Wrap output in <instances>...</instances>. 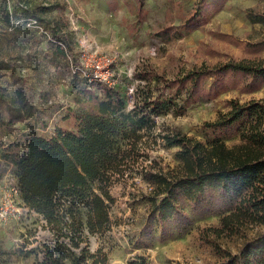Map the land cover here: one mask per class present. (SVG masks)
<instances>
[{
	"label": "rangeland",
	"instance_id": "rangeland-1",
	"mask_svg": "<svg viewBox=\"0 0 264 264\" xmlns=\"http://www.w3.org/2000/svg\"><path fill=\"white\" fill-rule=\"evenodd\" d=\"M195 2L146 0L142 11L137 0H0L1 85L9 98L24 88L32 96L37 113L11 127L0 123V174H5L2 186L10 187L15 178L12 165L1 159L8 144L32 128L44 136L52 135L58 127L76 129L75 120L66 116L68 107H76L73 82L83 86L85 71L91 77L101 76V83L120 89L129 110L136 101V89L146 84L140 75L173 80L192 69L212 68L229 61L264 65V48L254 51L250 46L264 42V24H253L247 17L250 9L264 12V0H227L206 23L187 31L180 28L181 16L191 11ZM38 6H52L39 16L50 24L34 17ZM60 22L68 46V55L64 56L58 55L60 45L52 31ZM169 26L176 28L170 39L158 35ZM96 61L101 68L95 67ZM214 80L208 78L206 86ZM232 100H264V87L249 92L242 80L226 78L224 87L210 98L187 105L182 102L180 111L173 109L156 117L157 144L149 151L148 161L138 163L135 171L127 172L111 187L112 225L107 232L90 236L92 251L101 248L107 252L109 264H131L139 258H144L146 264H219L220 259L202 239V233L218 226L220 217L193 215V222L185 227L152 223L144 199L151 188L142 170L149 169L150 164L165 169L178 164L179 148L165 146L158 134L181 132L203 143L220 139L229 146L238 144L241 139L237 125L208 126L231 109ZM0 111L7 120L8 106L2 104ZM9 209L12 212L8 217L0 219V264H33L34 255L21 256L17 250L24 244L30 250L52 242V234L43 218L26 207L20 197L13 198ZM263 230L243 229L241 235L224 237L218 243L235 254Z\"/></svg>",
	"mask_w": 264,
	"mask_h": 264
},
{
	"label": "trees",
	"instance_id": "trees-1",
	"mask_svg": "<svg viewBox=\"0 0 264 264\" xmlns=\"http://www.w3.org/2000/svg\"><path fill=\"white\" fill-rule=\"evenodd\" d=\"M145 1L137 0L142 11ZM226 2L196 0L193 9L181 16L180 28H198ZM51 9L38 6L34 17L50 24L39 16ZM247 17L253 24H264V12L250 9ZM60 26L61 22L52 31L59 41L58 55L64 56L68 46ZM172 27L158 35L170 39L176 32ZM250 46L259 51L264 42ZM2 68L0 63V107L7 105L10 115L6 120L0 111V123L11 127L37 113L24 88L12 98L5 94ZM83 77V86L73 82L76 107H68L66 116L75 120V130L58 127L44 136L32 128L8 144L2 154L1 159L14 168L23 203L43 218L53 237L52 242L30 250L27 244L17 250L21 256L34 255L33 264H109L108 253L101 248L92 251L89 239L111 228L113 184L149 160V151L157 144L156 117L173 109L180 111L182 102L187 105L210 98L224 87L226 78L242 80L249 92L259 90L264 87V65L229 61L192 69L173 80L140 75L146 84L136 89V101L129 110L120 89L92 80L90 74ZM210 77L215 80L207 87ZM230 105L228 112L208 126L237 125L238 144L229 146L220 139L203 143L181 132L158 134L165 146L179 148L178 164L168 169L150 164L142 170L151 188L144 199L149 219L159 225L170 222L185 227L193 222V215H218L219 225L206 229L202 239L213 247L219 264H264V230L235 254L218 243L224 237L241 235L243 229L264 228V100H232ZM4 175L0 174V182ZM131 264L146 262L139 258Z\"/></svg>",
	"mask_w": 264,
	"mask_h": 264
},
{
	"label": "built area",
	"instance_id": "built-area-1",
	"mask_svg": "<svg viewBox=\"0 0 264 264\" xmlns=\"http://www.w3.org/2000/svg\"><path fill=\"white\" fill-rule=\"evenodd\" d=\"M95 67L97 69L101 68L99 62L96 61ZM84 76H88L86 71L84 72ZM93 77L95 80L103 81L101 76L97 74H95ZM2 184L3 182H0V194L2 196V200L0 201V219H5L8 217L9 213L12 212V210L9 208L12 207L13 198L20 197V188L15 178L10 182V187L7 186V184L2 186Z\"/></svg>",
	"mask_w": 264,
	"mask_h": 264
},
{
	"label": "crops",
	"instance_id": "crops-1",
	"mask_svg": "<svg viewBox=\"0 0 264 264\" xmlns=\"http://www.w3.org/2000/svg\"><path fill=\"white\" fill-rule=\"evenodd\" d=\"M5 176V175H4ZM3 182V179L1 180V183Z\"/></svg>",
	"mask_w": 264,
	"mask_h": 264
}]
</instances>
